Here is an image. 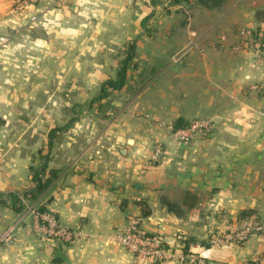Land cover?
Wrapping results in <instances>:
<instances>
[{
  "label": "crops",
  "instance_id": "obj_1",
  "mask_svg": "<svg viewBox=\"0 0 264 264\" xmlns=\"http://www.w3.org/2000/svg\"><path fill=\"white\" fill-rule=\"evenodd\" d=\"M30 1L18 17L0 5V233L23 213L8 199L17 194L79 236L42 245L23 224L0 264H131L115 239L131 218L192 252L207 231L232 232L233 211L264 224V63L239 32L264 26V0H224L220 11L95 0L97 12L73 11L82 0ZM12 17L21 26L2 25ZM131 47L125 84L103 88ZM195 119L211 120V135L175 141L169 129ZM58 246L69 263L48 255ZM213 249L223 253L205 264H264V233Z\"/></svg>",
  "mask_w": 264,
  "mask_h": 264
},
{
  "label": "built area",
  "instance_id": "obj_2",
  "mask_svg": "<svg viewBox=\"0 0 264 264\" xmlns=\"http://www.w3.org/2000/svg\"><path fill=\"white\" fill-rule=\"evenodd\" d=\"M24 1V0H23ZM36 20L33 16L30 21ZM240 35L244 36L250 50L254 52L257 62L264 63L263 39L255 38L251 29H240ZM8 37L1 36L0 43L6 44ZM256 88V87H255ZM262 114V113H261ZM260 114V115H261ZM264 115V114H263ZM211 120L195 119L186 127L169 129L172 137L179 143H187L197 137L201 132L212 129ZM166 154L162 143H155L151 147L150 159L159 160ZM24 204L23 213L0 233V248L12 245L16 239L17 231L23 224H27L35 238L46 245L49 241H57L62 244L72 245L76 243L79 233L59 222L57 217L46 210H41L36 204L26 201L21 197ZM264 233V224L249 223L240 231L227 232L224 235H216L202 248V252H192L181 249H173L167 246L161 236H150L141 228V222L137 218H131L127 226L117 233L115 239L133 255L131 264H162L176 259L180 264H205L204 252L228 242L246 240L252 235Z\"/></svg>",
  "mask_w": 264,
  "mask_h": 264
},
{
  "label": "rangeland",
  "instance_id": "obj_3",
  "mask_svg": "<svg viewBox=\"0 0 264 264\" xmlns=\"http://www.w3.org/2000/svg\"><path fill=\"white\" fill-rule=\"evenodd\" d=\"M60 1V0H59ZM69 1H72V0H69ZM95 0H87V2L86 1H84V0H82L81 2H75V1H73V6H72V10L74 11V9L75 8H77V9H79V10H83V11H85V10H88L89 8H88V6L89 5H92L93 7V9L94 10H96V9H101L102 7L101 6H103V1H102V3L100 2V1H98V2H95V3H92V2H94ZM138 2L136 3V10H145V11H147L148 9H151V8H157V7H159L160 5L159 4H162L161 3V0H157V3H154V1H156V0H148L149 1V3H150V5H147V0H137ZM85 2V3H84ZM100 2V3H99ZM153 2V3H152ZM159 2V3H158ZM56 3H58V1L56 2ZM81 3V4H80ZM166 5H168L166 8H177L176 6L178 5V6H180V7H178V9L179 10H186V9H188V10H190V9H192L193 8V6L191 5V3H188V2H180V3H174V0H167V2L165 3ZM0 5H1V9H4V10H9V11H12L13 13H19V12H22V11H28V12H30V10H31V1L30 0H0ZM134 5H135V3H134ZM164 5V4H163ZM172 5H174V7L172 6ZM71 7V6H70ZM119 8L120 9H125L124 7H122V4L120 3V6H119ZM126 8L128 9L129 7L128 6H126ZM131 9V8H130ZM219 8H217V11H220V10H218ZM98 10H96V12H97ZM14 14V16H16V17H18V16H20L19 14ZM218 14V13H217ZM10 16H12V15H10ZM13 19H12V21L11 22H9V23H7V21H3V20H6V19H3L2 20V25H4V26H7V25H11V26H17V25H20L21 26V23H17V21H19L18 19H15L14 17H12ZM87 19H89V18H87ZM121 20H123L122 18H121ZM91 21H95L94 20V18H92L91 19ZM1 23V22H0ZM25 26H30V23H26L25 24ZM146 26H147V23L146 22H144V25H143V27L144 28H146ZM27 27H25V28H27ZM121 27V31H122V28L124 27V26H120ZM147 29V28H146ZM16 31H18V30H16ZM21 31H24V29H21ZM1 36H4V37H7L8 36V33L7 34H3V35H1ZM125 52V51H124ZM76 68V67H75ZM75 68H73V69H75ZM57 86H58V83H57ZM60 86H61V88H62V86H63V84L61 83L60 84ZM106 106H107V104H106ZM171 136H172V134H170ZM200 135H198V137H199ZM26 201H28L29 202V200H26ZM230 212L231 211H227L226 213L229 215V216H232V215H234L235 216V218H234V221H235V219H236V221H235V223L234 224H232V225H230L229 227H230V229H228V230H232V231H240L245 225H247V224H249V223H262L263 221L261 220V219H259L258 217H257V215H256V212L255 211H245L243 214L240 212V211H233V213H232V215L230 214ZM225 213V212H224ZM236 213H238L237 215H236ZM229 217H227V219H228ZM225 219V218H224ZM229 220V219H228ZM222 227L221 228H223V229H217V230H210L209 232L207 231L206 233H207V235H206V238H205V240H207V242L205 243V244H207L208 245V243H209V240L211 239V238H213L214 236H216V235H224V234H226L227 232L225 231L228 227H224L223 225H221ZM204 228V227H203ZM210 227H208V229H209Z\"/></svg>",
  "mask_w": 264,
  "mask_h": 264
},
{
  "label": "trees",
  "instance_id": "obj_4",
  "mask_svg": "<svg viewBox=\"0 0 264 264\" xmlns=\"http://www.w3.org/2000/svg\"><path fill=\"white\" fill-rule=\"evenodd\" d=\"M180 2H194L195 4H198L200 6H203L206 9H217L220 8L224 2V0H174V3H180ZM253 31V35L255 38H260L263 39L264 42V26H259L255 29H251ZM247 40H244V42L247 44ZM132 53H133V49L132 47L130 48V50L128 51V55L126 56L125 62L122 64V66L120 67V71L118 74V78L116 80H108L103 84V88H111V89H121L122 86L125 84V80L127 77L126 74V63L128 61V59H130V57H132ZM102 88V89H103ZM189 123H184V124H177V125H173V129H178L181 127H186ZM212 133V129L208 132H201L199 133V135L201 137H208L209 135H211ZM34 179V177H33ZM36 179V176H35ZM37 180V179H36ZM41 185H38L36 188L29 190L27 193L24 194V197L27 199H31L34 200L36 198V196L38 195V192L41 190ZM8 199L11 200L14 204V208L17 212H21L24 210V205L21 203V199L18 197L17 194H9L8 195ZM150 235V234H148ZM153 236V235H150ZM184 241H186V239H184ZM188 242V241H187ZM186 242L185 247L188 248V243ZM242 241H239V243H241ZM206 243V242H205Z\"/></svg>",
  "mask_w": 264,
  "mask_h": 264
},
{
  "label": "water",
  "instance_id": "obj_5",
  "mask_svg": "<svg viewBox=\"0 0 264 264\" xmlns=\"http://www.w3.org/2000/svg\"><path fill=\"white\" fill-rule=\"evenodd\" d=\"M130 143H132L131 140H130ZM161 238L164 241V243H166L169 247L173 246L174 239H165L163 237H161ZM47 253H48V255H53V257H55L57 259H61L65 263H69L67 255L62 251L60 246H58L56 249L53 247H49L47 249ZM222 253L223 252L220 249H210V250H207L206 252H204L202 254V256L204 258L219 257L222 255Z\"/></svg>",
  "mask_w": 264,
  "mask_h": 264
}]
</instances>
